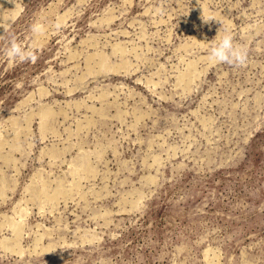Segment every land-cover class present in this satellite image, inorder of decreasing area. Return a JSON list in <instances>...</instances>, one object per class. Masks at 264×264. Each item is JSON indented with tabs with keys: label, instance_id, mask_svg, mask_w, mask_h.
I'll list each match as a JSON object with an SVG mask.
<instances>
[{
	"label": "rangeland",
	"instance_id": "obj_1",
	"mask_svg": "<svg viewBox=\"0 0 264 264\" xmlns=\"http://www.w3.org/2000/svg\"><path fill=\"white\" fill-rule=\"evenodd\" d=\"M101 259L264 264V0H0V264Z\"/></svg>",
	"mask_w": 264,
	"mask_h": 264
},
{
	"label": "clouds",
	"instance_id": "obj_2",
	"mask_svg": "<svg viewBox=\"0 0 264 264\" xmlns=\"http://www.w3.org/2000/svg\"><path fill=\"white\" fill-rule=\"evenodd\" d=\"M37 28H34V31L37 30ZM208 43L211 42H207L205 44ZM7 55L13 60H16L17 58L21 60L31 59L32 62H35V60L37 59L34 54L26 53L15 41L11 42L9 48L7 49ZM207 59L214 64L223 63L233 66H243L247 62L246 53L242 51L239 45H234L233 38L230 34L223 35V37L220 38L217 43H214L212 45L209 50ZM99 264H106V261L104 259H101L99 261Z\"/></svg>",
	"mask_w": 264,
	"mask_h": 264
},
{
	"label": "bare ground",
	"instance_id": "obj_3",
	"mask_svg": "<svg viewBox=\"0 0 264 264\" xmlns=\"http://www.w3.org/2000/svg\"><path fill=\"white\" fill-rule=\"evenodd\" d=\"M18 7V6H17ZM17 13H15V15H16ZM17 16V15H16ZM15 16V17H16ZM8 21V20H7ZM11 22V21H10ZM6 25V24H5ZM100 63H102V59H100ZM191 74V72H189V74H187V76H189ZM186 76V75H185ZM188 78V77H187ZM190 78V77H189ZM184 79V78H183ZM48 114H49V112L48 111H43L42 112V117H43V119H44V117H45V119H46V117L48 116ZM83 164V163H82ZM81 164V165H82ZM85 166H88V165H85ZM82 168H83V166H82ZM82 168H80L81 170H82ZM88 169V168H87ZM84 170V169H83ZM82 170V171H83ZM78 171V170H77ZM85 171H87L88 172V170H85ZM84 171V172H85ZM81 181V180H80ZM72 182V181H71ZM75 182V181H74ZM60 186V185H59ZM76 186V185H75ZM72 188H73V186H72ZM48 190V189H47ZM47 190H46V187H45V184H43L42 185V188L37 192L36 191V193H35V196L36 195H38L39 197H42V198H46V199H54L56 196H58V195H61V193H63V189H61V187H57L52 193H48L47 192ZM71 192V191H70ZM69 193V192H68ZM143 199V198H142ZM32 200H34V199H32ZM136 202V201H135ZM22 223V222H21ZM23 224V223H22ZM15 225V224H14ZM19 225V224H18ZM20 226V225H19ZM22 226V225H21ZM11 227H12V225H11ZM13 229H14V231H12V233L14 232V234H15V237H14V239L12 240V242H11V244H12V246H15V244H16V241H17V237H18V229L20 228V227H18V226H15V227H12ZM12 230V229H11ZM21 234V233H20ZM5 243V242H4ZM2 245V244H1ZM5 247V246H4ZM7 247V246H6ZM36 251V250H35ZM20 254V253H19ZM217 254V253H216Z\"/></svg>",
	"mask_w": 264,
	"mask_h": 264
}]
</instances>
